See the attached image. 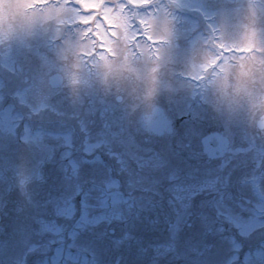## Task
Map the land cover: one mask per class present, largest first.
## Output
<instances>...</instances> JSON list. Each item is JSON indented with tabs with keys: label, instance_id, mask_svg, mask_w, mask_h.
I'll list each match as a JSON object with an SVG mask.
<instances>
[{
	"label": "rangeland",
	"instance_id": "1",
	"mask_svg": "<svg viewBox=\"0 0 264 264\" xmlns=\"http://www.w3.org/2000/svg\"><path fill=\"white\" fill-rule=\"evenodd\" d=\"M183 6L194 10L184 17ZM7 7L0 0V264H264L252 190L264 196V144L252 133L264 60L251 49L264 45V0H35L5 16ZM171 50L195 78L224 58L215 67L217 96L227 95L222 159L189 156L193 164L167 169L166 154L121 136L116 79L136 83L138 98L163 95L156 74ZM54 74L63 81L52 88ZM231 76L249 96L245 116L227 109ZM180 87L186 106L195 92ZM210 90L202 99L216 111Z\"/></svg>",
	"mask_w": 264,
	"mask_h": 264
},
{
	"label": "flooded vegetation",
	"instance_id": "2",
	"mask_svg": "<svg viewBox=\"0 0 264 264\" xmlns=\"http://www.w3.org/2000/svg\"><path fill=\"white\" fill-rule=\"evenodd\" d=\"M260 44L263 46L262 42ZM175 52V50H171L165 58L168 68L164 72L160 73L158 71L156 74L157 76L162 74L165 82L166 89L163 95L155 97L149 92H144L142 94L144 97L138 98L136 92L138 85L135 83L130 90L128 84L125 83L126 77L122 76L116 79L113 86L115 93H112V95H116L114 97L117 103L116 109L120 111L121 136L128 137L133 143H145L147 144L145 147L155 153L166 154L163 160L169 162L167 169L179 166V160L181 159L188 158L190 160L187 154L199 161L206 159L203 153L202 139L204 136L222 131L217 113L221 101L227 98L226 94L225 97L217 96L214 60L206 65L201 76L195 78L187 67L184 66L183 69L175 67ZM190 55L192 57L193 53ZM261 71L264 72V63L261 64ZM250 79L252 77L249 73L246 78L248 81L245 84L247 90L251 87ZM182 84H191V90L195 92L194 97L187 100L186 106H184L185 103L182 104L178 96L182 92L181 87H177ZM245 85L241 88L244 89ZM234 86L236 85L233 84L231 91ZM198 89L200 90V96L196 91ZM204 89H211V97L217 103L216 111L212 109L214 104L209 98L205 97V102L203 101L202 92ZM230 96L231 98L227 104L233 107L236 106V102H238V105L244 106L243 101L240 100L246 97L249 98L248 95L243 96L242 91H232ZM106 97L109 100L112 96L109 95V92H106ZM128 112L129 114H127ZM262 114H264V110L258 113L254 120ZM122 125L125 128L127 127L125 134ZM190 128L192 133L188 131V135L186 130ZM252 133L259 143L264 144V130L259 131L254 127ZM199 161L196 160V162Z\"/></svg>",
	"mask_w": 264,
	"mask_h": 264
},
{
	"label": "snow or ice",
	"instance_id": "3",
	"mask_svg": "<svg viewBox=\"0 0 264 264\" xmlns=\"http://www.w3.org/2000/svg\"><path fill=\"white\" fill-rule=\"evenodd\" d=\"M34 2L35 0H8V7L5 9L4 15L15 14L24 9L31 8Z\"/></svg>",
	"mask_w": 264,
	"mask_h": 264
},
{
	"label": "water",
	"instance_id": "4",
	"mask_svg": "<svg viewBox=\"0 0 264 264\" xmlns=\"http://www.w3.org/2000/svg\"><path fill=\"white\" fill-rule=\"evenodd\" d=\"M208 143H212L213 144V147L211 146V148H210V150H209V152H211L210 153V156L212 157V158H214V157H220V156H222V154H223V147L225 146L226 147V144H227V142H226V140L223 138H217V137H215L213 140L212 139H208ZM214 147H216V148H214Z\"/></svg>",
	"mask_w": 264,
	"mask_h": 264
},
{
	"label": "bare ground",
	"instance_id": "5",
	"mask_svg": "<svg viewBox=\"0 0 264 264\" xmlns=\"http://www.w3.org/2000/svg\"><path fill=\"white\" fill-rule=\"evenodd\" d=\"M186 9V10H193V8L191 9V8H187V6H183V9Z\"/></svg>",
	"mask_w": 264,
	"mask_h": 264
}]
</instances>
